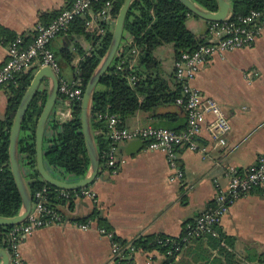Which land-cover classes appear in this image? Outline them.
Instances as JSON below:
<instances>
[{
	"label": "crops",
	"instance_id": "obj_1",
	"mask_svg": "<svg viewBox=\"0 0 264 264\" xmlns=\"http://www.w3.org/2000/svg\"><path fill=\"white\" fill-rule=\"evenodd\" d=\"M73 2L0 0V69L8 58L10 37L35 39L37 28L42 26V15L60 14ZM114 22L111 18L110 31ZM186 25L198 36H205L210 26L198 17H189ZM75 45L88 47L84 38H71L64 33L51 42L50 49L55 54L66 48L74 50ZM154 56L161 64L163 78L173 86L172 46L158 47ZM79 60L77 56L74 67ZM43 86L48 87V82L44 81ZM192 86L220 106L230 124L226 145L214 151L210 136L203 129L197 142L208 149L209 156L203 158L197 152L181 149L177 162L183 178L171 181L173 172L162 152L149 151L144 144L141 150L133 152L131 142L120 144L118 157L123 163L115 174L106 167L100 171L89 186L96 202L77 200L75 217H86L97 208L109 233L124 242L154 235L178 238L189 223L211 207L218 188L227 186L226 166L246 170L256 164L264 155V30L251 47L209 59ZM7 102L6 88L2 86L0 119L5 115ZM68 107L67 102H58L55 114ZM158 113L176 114L185 127V115L178 107L160 108ZM154 123L161 122L152 113L139 111L127 118L124 125L135 129ZM217 228V236L196 238L185 245L172 256L171 264H264L262 190L255 189L232 203ZM20 249L26 264H121L113 255L111 239L100 232L99 224L94 221L87 230L71 222L38 229L23 239ZM164 259L157 251H137L133 255L135 264H160Z\"/></svg>",
	"mask_w": 264,
	"mask_h": 264
},
{
	"label": "trees",
	"instance_id": "obj_2",
	"mask_svg": "<svg viewBox=\"0 0 264 264\" xmlns=\"http://www.w3.org/2000/svg\"><path fill=\"white\" fill-rule=\"evenodd\" d=\"M105 1L107 0H102L92 6V12L95 15L100 14ZM109 1H111L109 14L112 19H115L124 0ZM192 1L206 11L216 12L217 10L216 0ZM229 1L234 10L229 22L237 21L252 10L262 11L264 9V0ZM58 15L59 12L42 15V25H49ZM189 17L197 18L178 0H136L132 3L125 21V37L122 46L108 71L101 78L92 100L91 129L100 157V171L105 168L104 153L110 146L106 116L116 115L124 124L127 118L141 111L152 113L154 118L161 122L152 124L153 127L168 129L175 133H181L187 128V114L182 106L176 104V100L181 95V83L173 77L172 86L163 78L161 64L154 56V51L160 46L171 45L176 61L181 54L191 53L200 45L205 44L212 25L224 24V22H209L210 26L206 37L198 36L186 25ZM87 19L86 16L76 17L69 29L64 32L71 38L73 36L84 38L88 44L87 48L75 45L74 50L66 48L54 54L50 49V44L58 35L64 33L58 34L49 44V49L54 54L58 65V78L69 85L78 86L82 91L107 52L111 39V31L106 23L100 22L107 30L104 35L100 36L86 29ZM15 38L10 37L8 42ZM34 40L28 41L23 38V45L28 46ZM77 56L80 60L74 67L73 62ZM119 66L122 69H119ZM37 68L36 66L29 72L17 74L11 82L4 85L8 102L5 115L0 119L1 217L16 216L22 206V199L9 166V132L18 105ZM130 77H134L135 80L130 82ZM47 90V86L41 87L32 100L24 117L18 142L19 162L32 201L36 202L38 198L35 197V194L45 188V206L57 211L65 222L85 224L94 221L99 224L100 229L109 233L110 230L103 223L97 208H94L86 217L80 218L73 215L77 201H75L74 195L79 191H67L69 197L65 198L61 195V190L44 183L39 177L36 170L35 127L46 102ZM68 101L70 102L66 96L59 94L57 104ZM164 107H178L180 112L185 115V127L183 121L176 114L158 113V109ZM43 153L46 169L58 179L75 182L87 175L89 158L81 133L79 103L73 104L72 118L68 121H61L55 111L51 115L44 136ZM194 222L189 223L188 226H192ZM15 226H0V249H7L8 234ZM184 235L185 232L181 237ZM166 238L162 235H154L138 238L131 242L120 241L116 237H113V240L124 253H127L129 248H134L136 251H157L165 255L168 246H163L160 242ZM222 239L224 238L222 237ZM172 259V256L165 255V259L160 264H171Z\"/></svg>",
	"mask_w": 264,
	"mask_h": 264
},
{
	"label": "built area",
	"instance_id": "obj_3",
	"mask_svg": "<svg viewBox=\"0 0 264 264\" xmlns=\"http://www.w3.org/2000/svg\"><path fill=\"white\" fill-rule=\"evenodd\" d=\"M100 1L102 0H74L71 6L63 10L49 25L37 28L35 40L30 45L24 46L21 37L11 41L7 48L8 58L0 69V87L11 82L17 74L29 72L36 66L37 69L49 67L58 75V65L54 54L49 49L50 42L58 34L66 32L72 21L79 16L88 17L85 23L88 31L96 35H104L107 30L100 22L109 24L111 1H105L100 14L95 15L92 12V6ZM262 30H264V9L252 10L237 21L229 22L228 19L222 25H212L205 44L191 53L181 54L174 62V77L181 83V95L176 100V104L182 106L187 114V128L183 132L175 133L152 125L130 129L116 115L106 116L107 136L110 140V146L104 153L106 169L115 174L123 163L122 158L118 157L120 144L141 140L147 150L160 151L165 155L168 166L173 172L170 180H181L183 172L177 162L178 151L186 149L201 154L203 158L209 156L208 149L197 142L203 129L210 136L213 150L222 149L226 145L230 124L218 103L203 96L200 90L192 86V81L201 67L213 56L251 47ZM0 43H2L1 40ZM119 69H122L121 66ZM129 80L133 82L135 78L130 77ZM59 94L66 96L70 102H67L69 107L59 112L57 116L61 121H68L72 118L73 104L81 103L83 91L78 86L69 85L59 79ZM224 173L228 184L226 187L218 188L211 207L199 215L192 226L186 228L184 236L175 239L166 238L160 242L161 245L168 246L166 256L179 253L193 239L217 236L216 228L232 203L255 189H260L264 193V155L258 158L255 165L246 170H239L229 165L225 167ZM78 191L79 193L74 195L75 201L88 199L93 203L96 202V196L89 188ZM45 192L44 188L35 194L38 200L32 201L31 211L25 221L16 225L8 234L5 251L9 257V264H26L20 249L23 239L38 229L68 223L57 211L45 206ZM68 193L61 190V195L65 198L69 197ZM74 224L82 230H87L91 227L92 221ZM100 232L107 234L111 239L112 252L117 262L135 264L133 255L137 251L134 248H129L127 253H124L114 242L111 233H106L103 229H100Z\"/></svg>",
	"mask_w": 264,
	"mask_h": 264
},
{
	"label": "water",
	"instance_id": "obj_4",
	"mask_svg": "<svg viewBox=\"0 0 264 264\" xmlns=\"http://www.w3.org/2000/svg\"><path fill=\"white\" fill-rule=\"evenodd\" d=\"M134 1L136 0H124L120 7L111 31V39L107 52L93 72L83 91L80 103V122L81 133L83 135L85 148L89 158V170L87 175L79 181L67 182L60 180L51 175L45 167L43 156L44 136L48 121L54 113V109L57 105L59 96V78L49 67H41L34 72L32 80L15 112L9 132V166L22 199V206L20 212L14 217L0 216V226H15L21 224L25 221L32 208V197L28 190L27 181L19 162L18 142L26 112L44 81L48 82L47 98L35 127L36 170L40 179L44 183L64 191H78L82 188H87L97 179L100 173V157L96 148L94 134L91 129L93 95L101 78L108 71L113 60L119 53L125 37V21ZM178 1L186 7L192 15L207 22H225L232 16L234 11L229 0H216V12L206 11L192 0ZM129 146L131 151H138L143 148V142L141 140H136L131 142ZM0 264H9V257L4 249H0Z\"/></svg>",
	"mask_w": 264,
	"mask_h": 264
}]
</instances>
